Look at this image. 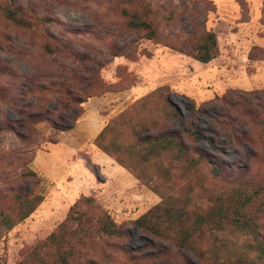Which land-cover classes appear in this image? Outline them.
Instances as JSON below:
<instances>
[{"label": "rangeland", "instance_id": "1", "mask_svg": "<svg viewBox=\"0 0 264 264\" xmlns=\"http://www.w3.org/2000/svg\"><path fill=\"white\" fill-rule=\"evenodd\" d=\"M14 1L31 27L0 17V211L13 210L16 192L44 200L0 239V264L23 260L83 197H94L123 232L107 240L112 248L92 246L94 264H213L136 225L162 197L95 139L141 98L168 87L178 115L146 132L180 133L224 168L218 187L237 177L264 187V0ZM136 7L151 10L158 39L126 27L121 12ZM206 31L216 33L220 53L202 64L180 50L192 32ZM36 114L44 120L32 124ZM209 169L200 168L202 180ZM30 171L38 177L24 176ZM178 184L199 194L184 179ZM259 226L264 234V213Z\"/></svg>", "mask_w": 264, "mask_h": 264}, {"label": "trees", "instance_id": "2", "mask_svg": "<svg viewBox=\"0 0 264 264\" xmlns=\"http://www.w3.org/2000/svg\"><path fill=\"white\" fill-rule=\"evenodd\" d=\"M121 14L129 30L143 32L148 40L158 39L148 7L124 8ZM0 17L19 28L31 27L14 0H0ZM180 51L208 64L220 53L217 35L213 31L192 32L186 50ZM249 57L255 59L252 53ZM168 89L161 87L141 98L130 111L106 125L95 139V145L105 155L162 197L160 203L136 220V225L152 237L167 240L177 249L191 250L199 259L213 264H262L264 234L259 220L264 213V187L239 177L225 188L218 187L226 176L224 168L200 149H190L180 133L146 132L157 131L178 115L167 97ZM92 97L91 93L87 96ZM43 120L36 114L30 122L37 124ZM188 137L199 140L196 132H190ZM204 166L210 168L207 181L200 178V168ZM24 176L38 177L32 171ZM180 179L189 188L198 187L199 194L194 196L193 189L182 193ZM13 196V210L0 211V239L44 200L41 194L16 192ZM122 236L120 227L96 199L83 197L70 208L65 221L18 264H94L88 258L92 246L112 248L107 240Z\"/></svg>", "mask_w": 264, "mask_h": 264}, {"label": "crops", "instance_id": "3", "mask_svg": "<svg viewBox=\"0 0 264 264\" xmlns=\"http://www.w3.org/2000/svg\"><path fill=\"white\" fill-rule=\"evenodd\" d=\"M110 158V157H109Z\"/></svg>", "mask_w": 264, "mask_h": 264}]
</instances>
